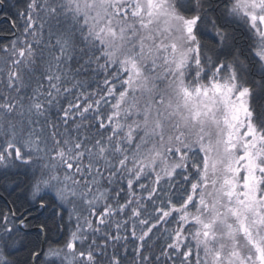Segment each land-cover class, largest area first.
Masks as SVG:
<instances>
[{"label":"snow or ice","instance_id":"6c2138e0","mask_svg":"<svg viewBox=\"0 0 264 264\" xmlns=\"http://www.w3.org/2000/svg\"><path fill=\"white\" fill-rule=\"evenodd\" d=\"M4 23L0 264H264V0H0Z\"/></svg>","mask_w":264,"mask_h":264},{"label":"trees","instance_id":"16d2710c","mask_svg":"<svg viewBox=\"0 0 264 264\" xmlns=\"http://www.w3.org/2000/svg\"><path fill=\"white\" fill-rule=\"evenodd\" d=\"M12 2H13V4H15L16 3V0H12ZM13 11H15V9H13ZM20 23H22V21H20ZM9 27H10V25L7 24V23L0 24V36L7 35L8 36V39H11V36H10V34L8 32ZM3 42L4 43H7L8 40L5 39ZM66 239H67V236L64 237V240H66ZM62 242H63V240H62Z\"/></svg>","mask_w":264,"mask_h":264}]
</instances>
